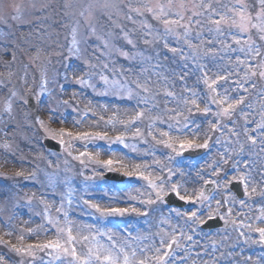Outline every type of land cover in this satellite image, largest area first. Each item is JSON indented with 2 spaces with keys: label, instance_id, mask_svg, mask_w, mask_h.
Wrapping results in <instances>:
<instances>
[{
  "label": "snow or ice",
  "instance_id": "1",
  "mask_svg": "<svg viewBox=\"0 0 264 264\" xmlns=\"http://www.w3.org/2000/svg\"><path fill=\"white\" fill-rule=\"evenodd\" d=\"M121 3L127 8L124 19L138 28L124 27L109 11L112 28L98 29L93 17L97 5L90 0L79 18L71 19L66 44L55 53L63 72L56 71L49 78L43 67L37 92L21 95L13 89L4 98L0 131L5 135L8 128L16 127L12 123L14 104L28 107L33 100L46 104L57 87L62 95L66 86L76 89L71 93L73 101L61 99L56 104L80 117L72 123L79 126L92 116L97 120L93 127L102 123L105 128L120 126L124 131L116 136L73 133L51 129L35 117L45 138L56 141L67 157L79 162L85 190L77 193L72 186L68 159L62 179L58 159L47 160L46 168L35 164L27 174L0 173L4 180L48 188L39 196L26 194V207L42 206L35 213L41 224L17 228L14 217L0 221L9 229L0 234V246L6 249L0 251V264H17L12 253L20 258L18 264H264V226H259L264 225V0H253L251 5L245 0L223 4L191 0V6L185 0ZM100 7L118 9L113 0H104ZM15 12L10 19L21 20L19 6ZM7 19L0 16V22L7 23ZM8 54L15 61V54ZM121 58L129 67L117 66ZM27 76L25 71V83ZM5 87L0 79V90ZM87 90L130 104L133 114L120 119V109L115 108L105 120L96 116L91 101L81 109L75 98ZM98 107L108 111L107 104ZM47 112L53 121H67L65 112L51 107ZM101 141L109 149L107 159L99 158V148L89 151ZM77 142L84 150L73 155ZM113 145L130 148L134 158L113 159ZM0 147L6 157L15 155L9 143ZM125 159L140 162L125 163ZM108 172L117 173L120 179L134 178L139 185L134 189L136 195L130 194L132 188L122 200L110 196L108 203H101L88 198L87 186ZM38 173L49 183H42ZM54 176L57 186H66V191L55 192L51 187ZM50 195L59 200L58 206L55 201L49 203ZM81 207L96 218L93 223L71 219L73 209ZM108 217L135 218L147 227L142 232L127 226L120 230L124 238L117 239L101 223ZM50 231L55 233L52 239L23 243L26 237ZM14 232H19L18 243L4 239ZM252 246L261 251L244 255L245 248ZM237 256L242 259L236 260Z\"/></svg>",
  "mask_w": 264,
  "mask_h": 264
},
{
  "label": "rangeland",
  "instance_id": "2",
  "mask_svg": "<svg viewBox=\"0 0 264 264\" xmlns=\"http://www.w3.org/2000/svg\"><path fill=\"white\" fill-rule=\"evenodd\" d=\"M90 0H0V16L8 18L7 23L0 22L3 26H0V79L6 82V87L0 90V110L3 108L4 98L9 90H16L21 95H26L28 92H37L39 90V80L40 72L43 67H47L49 78L56 71L63 72V68L60 61V57L56 56L55 53L61 51V45L66 44V36L68 35V26L71 23L72 18H79L80 11L84 10ZM104 0H95L96 8L93 10L94 23L97 28L102 31H109L112 28L110 21L108 20V12L111 11L112 19L121 23L124 27L132 29L138 28V25L134 26L130 22L124 19V15L127 12V8L121 0H113V3L118 5V9H102L100 7ZM186 3L191 6V0H185ZM246 3L252 4L253 0H245ZM126 3V0H125ZM220 3H227V0H220ZM68 4L70 7H65ZM19 6L22 13V19L19 21H14L10 19L16 14L15 8ZM117 11H119V16H117ZM65 13H69V16H65ZM26 19L31 21L30 26H26L24 22ZM17 24L23 25L21 29L20 39L15 40ZM119 46V45H118ZM37 50L40 52L39 59L36 58ZM8 53L15 54V61H13L12 55ZM91 54V50L89 51ZM16 60H18V65L14 66ZM50 60L51 63H47ZM123 64L125 68L129 67V64L124 62L121 58L118 67ZM27 65V69H25ZM25 71L29 72V77L27 78V83L24 82ZM138 71V69H137ZM11 74V75H9ZM135 73H133L134 75ZM71 75V74H70ZM155 79V77H153ZM191 83V81H189ZM51 87V85H50ZM67 92L64 94H59L58 87L53 92L52 97L48 98L46 104L39 103V113L38 116L45 121L49 128L54 130H59L60 128H65L68 131L76 132H106L109 136H116L124 131L120 126L116 128H105L101 123L99 127H93L92 125L97 123L96 119L89 116L87 119L83 120L79 126L72 123V121L80 120L79 116L74 115L70 109L66 110L64 108H59L56 104L57 100H69L73 101L71 93L76 91V89L71 86H66ZM75 101L78 102L81 109L89 106L88 102L91 101L93 111L96 116H103L107 120L112 114L115 108L120 109L119 118L127 119L128 115H132L131 105L127 103H119L115 97H102L96 96L87 90L85 94L77 96ZM100 104H107L108 111H101L98 107ZM54 108L57 112H65L67 115V121H53L49 118V113L47 108ZM172 107V105H169ZM127 110V115L125 111ZM13 120L12 123L16 127H10L7 129V135L0 131V145L7 142L12 146L11 151H14L15 155L5 156V149L0 147V173H7L11 175L17 171H23L25 174L34 170V165L39 164L41 168H46L47 160H59L61 175L60 179L63 178V169L65 167L64 160L68 159L71 168V175L73 177L72 186L77 190V193L85 190V185L81 182L82 177L79 175L80 165L78 161L72 160L71 157H67L65 153H57L46 150L43 146V137L45 133L43 129L35 124V117L30 113L26 106L20 104H14V111L12 113ZM258 118V115H257ZM7 120V117H5ZM147 124V121L144 122ZM143 127V125H138ZM4 127L0 124V129ZM134 130V129H133ZM131 139V132L126 134ZM67 139V138H66ZM39 141V142H38ZM141 148L144 147L143 144L139 145ZM95 148H89V151H96L99 148L101 151L100 159H107L109 154L108 147L104 142H96ZM84 149L80 146V143L74 146L73 155L78 154V152ZM111 150L115 151V155L112 156L113 159L125 157V156H135L131 152V149H125L122 145H113ZM52 153V155H49ZM139 160L135 159H125V163H139ZM55 169V164L52 169ZM86 175H91V173H85ZM40 180L44 184H48L47 178L44 177L43 173H38ZM105 179H99L94 184L87 186L86 190L88 192V198L95 199L101 203H108L110 196H116L118 199H123L124 193L127 194L128 190L131 191V195H136L134 189L139 187L134 182V178H129L128 182L132 183L131 187H124L126 185H116L112 183L110 186L102 185ZM51 187L55 190L57 194L61 191H66V186L60 188L57 186V177H53L51 181ZM41 190L48 191V188L41 189L36 184L32 182H25L23 180H4L0 178V221H6L9 217H14L12 223L17 227H35L41 224L43 221L40 218L35 217V213L41 211L42 206H35L33 208H28L25 206L26 194L31 196L36 193L39 196ZM142 190V189H141ZM87 198V197H86ZM49 203L55 201L58 206L59 200L55 196L48 197ZM35 204V201L33 202ZM126 207L128 205H120ZM87 209H73V215L71 219L77 223H93L95 217H91L87 214ZM52 214L55 215V208L52 210ZM128 218L129 225H124L123 228L131 226L130 230L139 229L144 231L146 225H141L142 223H137L135 218L129 217H108L102 218L101 223L106 224V227L116 233L117 239H123V233L120 228H116L117 219ZM31 221L30 223H26ZM125 220H122L124 222ZM140 225V226H139ZM264 226V225H259ZM156 229L153 228L152 231ZM9 231V229L4 227V224L0 222V234ZM75 234V233H74ZM135 234V231H133ZM19 232H14L11 237L4 236V239L11 240L12 243H18L17 236ZM235 236V233H233ZM55 237L53 231L48 232L46 235L33 236L31 238H25L24 244L36 243L42 240L52 239ZM0 251H6L3 246H0ZM239 251V249H237ZM261 249L259 246L246 247L244 255H249L254 252H259ZM18 264L19 257L14 253L10 254ZM236 260L242 259L241 257H235Z\"/></svg>",
  "mask_w": 264,
  "mask_h": 264
},
{
  "label": "water",
  "instance_id": "3",
  "mask_svg": "<svg viewBox=\"0 0 264 264\" xmlns=\"http://www.w3.org/2000/svg\"><path fill=\"white\" fill-rule=\"evenodd\" d=\"M30 107H31L32 109H35L36 104H35L34 101H32V104L30 105ZM47 144L50 145V144H52V142H50V140H48V143H47Z\"/></svg>",
  "mask_w": 264,
  "mask_h": 264
},
{
  "label": "bare ground",
  "instance_id": "4",
  "mask_svg": "<svg viewBox=\"0 0 264 264\" xmlns=\"http://www.w3.org/2000/svg\"><path fill=\"white\" fill-rule=\"evenodd\" d=\"M18 65V60H16V62H15V64H14V66H13V68L15 67V66H17ZM28 73V76H27V78L29 77V72H27Z\"/></svg>",
  "mask_w": 264,
  "mask_h": 264
}]
</instances>
